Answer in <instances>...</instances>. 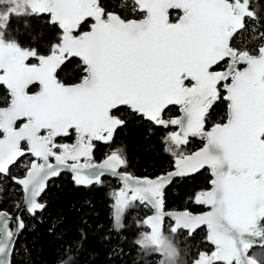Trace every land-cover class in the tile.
Here are the masks:
<instances>
[{"label":"snow or ice","instance_id":"snow-or-ice-1","mask_svg":"<svg viewBox=\"0 0 264 264\" xmlns=\"http://www.w3.org/2000/svg\"><path fill=\"white\" fill-rule=\"evenodd\" d=\"M0 85V202L13 186L23 193L15 213L0 209V264H23L19 238L35 228L25 216L45 223L49 182L64 171L77 189L118 180L100 236L107 264H137L132 252L152 264H264V0H0ZM133 123L172 170L127 171L116 136ZM98 143L109 150L95 163ZM202 170L206 186L190 199L207 211H166L165 189ZM91 204L58 264H82ZM137 207L151 214L128 223Z\"/></svg>","mask_w":264,"mask_h":264},{"label":"trees","instance_id":"trees-1","mask_svg":"<svg viewBox=\"0 0 264 264\" xmlns=\"http://www.w3.org/2000/svg\"><path fill=\"white\" fill-rule=\"evenodd\" d=\"M13 23L15 26L19 22L14 21ZM77 62L78 58H74V62L60 73L62 80H67L75 75ZM6 96L7 90L0 85V106L6 105L4 102ZM176 111L174 108L169 115L176 114ZM217 112L223 115L224 106H219ZM116 140L126 146L127 171L130 173L143 177H155L171 170L170 157L161 152L159 142L155 137L151 141L145 139L144 129L139 124H130L127 129L117 134ZM199 146H201V141L195 138L191 141L189 148L194 150ZM108 150L107 146L98 143L94 160L100 161ZM12 171L16 174L20 169L17 167L13 168ZM208 176L209 172L203 170L193 177L174 180L165 189L166 207L187 208L192 211L204 210L203 206L194 204L190 198L195 192L206 186ZM104 181L103 187H94L91 190L77 189L72 184L71 175L63 173L49 183L47 193L44 196L48 201V208L43 213L45 223L35 222L25 216V222L29 225L35 223V228L26 229L19 238L29 249L28 253L23 256V264H58L64 242L79 238L82 221L78 209L85 199L90 200L92 204L87 209V215L84 217L87 220V225L84 226L86 238L83 241L81 262L82 264H107L105 256L107 247L100 240V236L106 232L110 225L111 200L108 193L113 188L118 187L119 183L116 179L109 177H105ZM17 188L18 186H13L12 189H8L3 193L5 198L0 202V209L8 212L17 210L13 207V201L21 199L23 195L22 192L16 190ZM150 213L148 209L143 207L131 209L127 214V222L131 223L133 218ZM58 216L65 219L64 229L58 230L55 234H50L47 231L48 223ZM203 235V231H198L193 243L199 244ZM130 258L136 260L137 264H152L154 260L152 257L141 259L134 252L131 253ZM20 259L19 256L16 257L17 262Z\"/></svg>","mask_w":264,"mask_h":264},{"label":"water","instance_id":"water-1","mask_svg":"<svg viewBox=\"0 0 264 264\" xmlns=\"http://www.w3.org/2000/svg\"><path fill=\"white\" fill-rule=\"evenodd\" d=\"M79 59V58H78ZM35 91V90H34ZM6 106V105H5ZM196 139H198V138H196ZM104 158H102L100 161H94L95 163H100V162H102V160H103ZM172 170V169H171ZM170 171V170H169ZM203 171V170H202ZM129 172V171H128ZM63 173H68V174H70L71 175V173L70 172H68V171H64V172H62L61 174H63ZM133 175H135V174H133ZM135 176H137V177H143V176H138V175H135ZM105 177H109V178H113V179H116L117 180V178L116 177H112L111 175H107L106 174V176ZM104 177V178H105ZM146 177H148V176H146ZM149 178H153V177H149ZM54 179V178H53ZM52 179V180H53ZM176 179H181V178H176ZM175 179V180H176ZM52 180H50V182L52 181ZM118 181V180H117ZM49 182V183H50ZM204 207V206H203ZM185 209V208H184ZM165 210L166 211H176V210H183V209H177V208H167L166 207V205H165ZM188 210H190V209H188ZM17 211V210H16ZM16 211H14V212H9V213H15ZM190 211H192V210H190ZM202 211H207V209L204 207V210H202ZM202 211H193V212H195V213H199V212H202ZM8 212V211H7ZM151 214V213H150ZM149 214V215H150Z\"/></svg>","mask_w":264,"mask_h":264},{"label":"rangeland","instance_id":"rangeland-1","mask_svg":"<svg viewBox=\"0 0 264 264\" xmlns=\"http://www.w3.org/2000/svg\"><path fill=\"white\" fill-rule=\"evenodd\" d=\"M95 161V160H94Z\"/></svg>","mask_w":264,"mask_h":264}]
</instances>
